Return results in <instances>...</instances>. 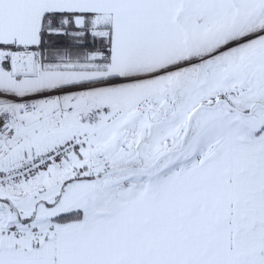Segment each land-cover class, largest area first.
Returning a JSON list of instances; mask_svg holds the SVG:
<instances>
[{
	"label": "snow or ice",
	"instance_id": "snow-or-ice-1",
	"mask_svg": "<svg viewBox=\"0 0 264 264\" xmlns=\"http://www.w3.org/2000/svg\"><path fill=\"white\" fill-rule=\"evenodd\" d=\"M0 264H264V0H0Z\"/></svg>",
	"mask_w": 264,
	"mask_h": 264
}]
</instances>
